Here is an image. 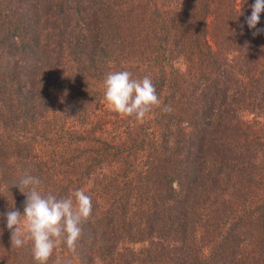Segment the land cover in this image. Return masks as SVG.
Instances as JSON below:
<instances>
[{
  "label": "trees",
  "instance_id": "obj_1",
  "mask_svg": "<svg viewBox=\"0 0 264 264\" xmlns=\"http://www.w3.org/2000/svg\"><path fill=\"white\" fill-rule=\"evenodd\" d=\"M254 3L0 0V264H38L3 215L23 213L24 174L44 195L92 199L76 253L62 240L47 264H264ZM125 70L162 101L142 120L105 98L106 75Z\"/></svg>",
  "mask_w": 264,
  "mask_h": 264
},
{
  "label": "clouds",
  "instance_id": "obj_2",
  "mask_svg": "<svg viewBox=\"0 0 264 264\" xmlns=\"http://www.w3.org/2000/svg\"><path fill=\"white\" fill-rule=\"evenodd\" d=\"M251 7L252 13L246 18V23L250 29H255L253 36H256L264 32V29L257 28L264 12V0H255ZM104 83L109 107L121 116L142 120L154 107L162 104L149 76L134 79L129 71H116L108 73ZM163 111L171 112L172 109L164 106ZM40 184L41 180L36 176H21L13 186H18L26 196L23 213L15 209L14 204L11 206L13 210L3 215L11 232L12 248L23 247L31 241L34 259L38 264H47L62 240L70 252L76 253L83 235L82 225L91 217L93 204L91 197L82 189L58 199L50 192L42 194ZM177 187V182H173V188ZM55 264H71V261L57 258Z\"/></svg>",
  "mask_w": 264,
  "mask_h": 264
}]
</instances>
